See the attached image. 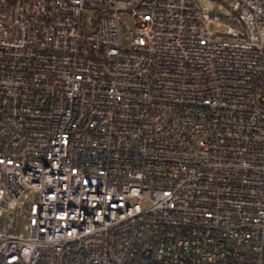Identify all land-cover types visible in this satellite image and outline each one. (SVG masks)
<instances>
[{"label": "built area", "instance_id": "1", "mask_svg": "<svg viewBox=\"0 0 264 264\" xmlns=\"http://www.w3.org/2000/svg\"><path fill=\"white\" fill-rule=\"evenodd\" d=\"M206 1L0 0V264H264V0Z\"/></svg>", "mask_w": 264, "mask_h": 264}, {"label": "rangeland", "instance_id": "2", "mask_svg": "<svg viewBox=\"0 0 264 264\" xmlns=\"http://www.w3.org/2000/svg\"><path fill=\"white\" fill-rule=\"evenodd\" d=\"M223 3L225 1L230 2L231 0H213V1H206L204 3V6H207L211 10V14L214 16H221L224 12V8H220L221 6L217 3ZM126 23L129 25V27H134V24L130 20H126ZM121 40H122V47L124 50H130L132 47V35L129 33H123L121 35Z\"/></svg>", "mask_w": 264, "mask_h": 264}]
</instances>
